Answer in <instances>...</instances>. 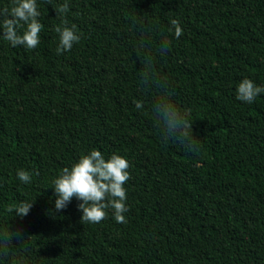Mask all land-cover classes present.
I'll return each mask as SVG.
<instances>
[{"label": "trees", "instance_id": "trees-1", "mask_svg": "<svg viewBox=\"0 0 264 264\" xmlns=\"http://www.w3.org/2000/svg\"><path fill=\"white\" fill-rule=\"evenodd\" d=\"M37 4L36 49L0 38V237L18 234L0 241V264H264V93L236 99L244 78L264 87V0ZM63 19L81 39L57 55ZM146 56L189 114L197 152L160 139L148 112L158 92L139 83ZM93 149L130 163L127 223L107 209L81 224L75 198L55 209L52 181ZM20 202L33 203L26 217L6 211Z\"/></svg>", "mask_w": 264, "mask_h": 264}, {"label": "clouds", "instance_id": "clouds-1", "mask_svg": "<svg viewBox=\"0 0 264 264\" xmlns=\"http://www.w3.org/2000/svg\"><path fill=\"white\" fill-rule=\"evenodd\" d=\"M38 7L37 0H12L10 8L0 9V29L3 32L0 38L9 42L13 48L22 46L26 50L36 49L40 43L39 34L44 28L38 19L41 15ZM55 11L57 18L63 17L69 11L68 3L58 5ZM170 24L169 32L174 29V35L179 39L183 32L180 22L172 19ZM18 28H24L22 34L18 33ZM54 31L59 35L57 55L70 51L81 39L75 26L69 27L66 19L56 25ZM170 44L171 41L165 38L159 52L166 53ZM153 62L152 56H146L138 75L139 83L144 90L151 91L155 88L158 92V95L151 100L148 112L159 131L160 139L164 143L174 142L182 146L185 151L195 153L199 150V146L195 141L196 135L189 114L175 103L166 78L157 76ZM261 93H264V87L257 86L251 79L244 78L237 86L236 99L251 104ZM136 107L142 109L144 102L137 101ZM129 168V161L118 154L105 159L101 151L93 149L88 154L82 155L77 163L71 168H63L52 181L57 197L56 211L66 209L75 198L82 201L78 205L83 213L81 224L100 223L107 217V209L112 210L116 223H127L125 213L129 208L126 205L127 189L124 185L131 178ZM38 174L37 172L36 175ZM17 177L24 184H30L32 181V173L25 170H18ZM32 207L33 203L20 202L10 205L6 211L15 212L16 216L23 218L29 214ZM16 235L18 234L11 231L5 232L0 237V241L5 245L12 244Z\"/></svg>", "mask_w": 264, "mask_h": 264}]
</instances>
